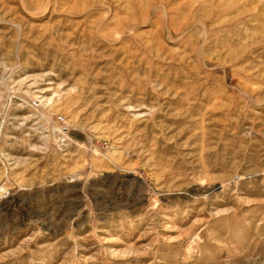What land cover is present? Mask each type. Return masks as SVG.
Instances as JSON below:
<instances>
[{"label":"rangeland","instance_id":"obj_1","mask_svg":"<svg viewBox=\"0 0 264 264\" xmlns=\"http://www.w3.org/2000/svg\"><path fill=\"white\" fill-rule=\"evenodd\" d=\"M0 264H264V0H0Z\"/></svg>","mask_w":264,"mask_h":264}]
</instances>
